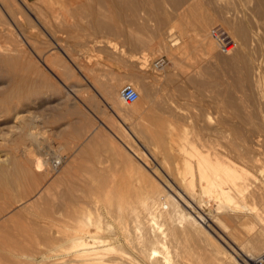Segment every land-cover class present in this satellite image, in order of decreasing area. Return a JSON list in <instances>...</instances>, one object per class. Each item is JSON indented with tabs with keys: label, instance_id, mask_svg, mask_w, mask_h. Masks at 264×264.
<instances>
[{
	"label": "rangeland",
	"instance_id": "1",
	"mask_svg": "<svg viewBox=\"0 0 264 264\" xmlns=\"http://www.w3.org/2000/svg\"><path fill=\"white\" fill-rule=\"evenodd\" d=\"M112 1L115 5L120 3L118 6L116 5L117 7L120 6L119 8H121V5L124 3H122L121 0ZM163 1L164 0H160L159 2L161 3L162 7L164 6L165 8L168 6L166 4L169 1L167 3L166 1ZM222 1L223 0H221V2ZM14 2L17 4L19 3L16 0H14ZM26 2L31 6V13L28 12L23 4V6L21 4V6L18 5L19 8L15 10L18 12L13 11L14 16L13 14L12 16L15 19V14H17L16 18L17 20L19 19V23H16L15 20H12L13 17L10 15L12 12L10 10L7 11L8 8L5 10L0 5V14L2 13L1 15H3V17L1 18H4V20H2L6 25L3 26L4 23L2 25L0 22V30L4 28L2 30L3 32L0 31V183L2 182L0 184V187H6L3 189L6 190L5 193L9 197H3L0 195V220H3V218L6 216L4 218L6 219V222L7 217H9L10 226H14L13 224H25L26 222L32 221L33 219L30 220V218H34L33 215L35 214L36 208H43L49 205L54 200V197L56 196V193L59 192V190L61 191L66 189H75V191L78 190L75 192L76 194L80 195L79 193H81L80 197H82L86 193L87 195L85 194L81 198L83 202H85L84 205H88L89 209L92 208L94 210L95 208H97L98 210H100V202H91L90 199L87 198V196H90V192L94 191V196H97L98 199L101 200L102 197L105 198L104 193H106L107 190L109 192H116L120 190L122 191L123 188L124 190H128L126 188H129V190L131 188L133 190H137V187H133L131 185L128 186L130 183H133L135 179L139 181H141V179L143 181L145 178L153 180L152 176L154 175H152V173L148 174V172H145L143 170L142 172L145 173L143 174L141 173V171L139 173L138 170H135L140 168V165H137L138 162L136 160H132L131 162H129L127 157L124 156L123 158V156L120 155V153H122L123 151V148H121V146H118L121 150L117 149V151L119 150V152L116 155H112L111 147H109V144L108 146L104 147L100 142H97V137H99L102 142L109 143V141L114 138V135H110L111 131L119 138L122 137L123 139H128L127 132H129V128L135 129L139 127V122H137L139 120L137 118H134L131 115L132 113H130V111H125L124 109H122V107L115 100L117 99V89H120L125 84L132 83L133 87H145L148 93L144 90L145 92L144 97L141 101V105L144 112L146 109V112L149 113L154 99V92L156 91L157 93L156 99L159 100V102H162L165 99L164 94L166 93V91L172 88V84H170V81L167 80V77H169L170 73H172L171 80L173 82H178V84L180 83L182 86V72H186L187 75L194 74V72L195 74H197L200 69L197 67H201L200 65L205 66L206 63H209L208 61H201L202 54L199 55L201 51L200 49L197 50L200 45V43L198 42L202 40L201 36H199L200 33L198 31H195V34H193L195 36L197 32L199 33L198 36L196 35L195 37V39L197 38L195 43L191 42L188 36L182 38L179 33V29L176 26L178 25V23L176 22L177 18H173L172 16H168L170 19L167 17L166 19L164 18V24L162 23L160 27V25L157 23V18L150 12V10H152V0H143V5L138 10V12H136V14H133L127 8V10H125L123 4V11L121 15L119 14L120 17L119 15L118 17L120 24H129L132 30L135 31V34H137L141 38L144 37L143 39L145 40V42L148 38L147 40L149 42L147 43L150 44L151 39H153L152 43L150 44L151 46L154 43H158V45L156 44V46L153 48H151L149 44L147 45L148 47H133L131 44L127 43L122 32L107 31L101 26H95V24L93 23V19L96 18V15L94 14L93 10H95L97 0H26ZM227 2L228 4H226ZM227 2L226 0H224L223 3H221L223 4L221 5V7H223L224 10L228 11L227 13L229 14V16H226L227 13L223 14L222 16H226L224 17V19L230 22L233 21L244 24L245 30L247 29L251 40L245 47L244 42H242V40L240 39V34L237 36L238 32H235L234 29L226 30L224 27L219 28L223 31L226 30L225 32H228L227 35L229 39L232 40L234 44L233 49L235 48V51H242L240 52L241 54L248 56V60L250 61V63L248 62V64H250L251 67L249 65L244 66L243 64H240L238 69L233 66V64L229 60L226 62L222 60L221 62L223 63H221L219 60L221 58L218 59L216 55L222 56V52L218 50V48L216 47V43L213 41L216 47L214 51L216 55H206V57H209L208 59H212V61H210L209 63L211 65H206V67L210 68V71L208 74H206V77H208L209 79L210 77L212 79L214 78L213 80H210L217 82L218 86L216 87V91L219 89L218 91H220L219 93L223 97L226 96V94H230V96L227 98L232 100L234 104L235 102H237L236 99H238L239 93L242 97L245 96L247 108L248 105H250L248 111L250 109V112L255 114L253 120L258 124L257 126L259 130H261L258 131L259 134H256L254 138L255 141H260V145H258V148L260 147V159L258 162H256L254 168H249L251 174H248V176L250 177V180H253L255 182L259 181L258 183L264 184V67H262L264 66V17L262 16L260 18L261 14L258 15V12H255L251 14V19H245L246 8L244 7L246 3L244 2V0H227ZM242 3L244 4L242 5ZM252 3L254 7L255 1H251L250 7H252ZM88 5L89 7H87ZM231 5H233L234 7H230ZM20 7L23 10H19L21 9ZM233 8L234 10L232 11ZM238 8L241 9L240 11L242 13L238 11ZM229 12H231V14ZM237 12H239L242 17L237 16ZM232 14H234V16L236 17L232 16ZM109 16L111 17V15ZM34 17H38L40 19L39 22H37ZM99 18L103 19L104 16L102 15ZM122 21L123 23H121ZM217 21L218 20L216 19V21H214L215 23H211L210 25L213 26L214 24L215 26L216 24H219ZM132 26L135 28H133ZM170 26H174L171 31V37H174L178 41H180V44H178L176 48L170 47L171 42L169 38L171 39V37H169V34H165L166 32L169 33L170 29L168 28H170ZM98 27L101 28L99 29ZM188 28L189 32L190 27ZM209 29L210 26L208 27L207 32H209ZM233 31L236 35L233 34ZM50 35L53 37V39L50 38ZM181 38L184 39L183 41L186 44H190L184 45L188 48H181ZM209 39L211 38L209 37ZM239 43L243 44V48L242 44L240 45ZM194 45L198 46L197 49H195L196 47L194 48ZM238 45L240 49H238ZM157 46L161 48H157ZM163 46H165L166 48ZM63 48L67 49V51L69 50L70 53H67L68 56L63 53ZM186 48L188 49V51ZM229 49L227 53L230 52L231 49ZM168 50L176 55L174 56L177 59L176 65L173 63V60L171 59V53ZM196 50L197 52L194 53V51ZM141 52L147 54V57L150 56L149 59H147L145 62H143V60H141V56H139L140 54H143ZM192 52L195 54V56ZM217 52L219 54H217ZM227 53H225L226 55L223 53V56H227ZM12 54L13 56L16 55L15 57H18V62L16 64L8 61ZM259 54L262 55L260 56ZM41 56H45L46 58L50 59L48 63L46 62L47 67L44 66V64L40 61V59H43V57L41 58ZM49 56H51V58ZM213 56L216 57L213 58ZM158 58H162L164 61V69L160 71H158L157 67L155 66V61ZM72 61H76V63L81 66V72H78L76 70ZM218 61L220 63H218ZM227 62H230L229 68H232L233 71H231H235L236 74H232V72L229 71L230 69L228 70ZM142 64L143 66H140ZM240 66H243L241 67V70ZM196 68L198 70H196ZM20 70L23 73L19 72ZM245 73H248V75L252 77H249L252 87L249 88L246 84L244 86V89L242 90L243 92L241 93V90L236 85L237 79L234 78H237L238 74ZM232 77L234 80H232ZM18 78L20 79L18 80ZM153 79L156 80L154 81ZM140 84L142 85L140 86ZM231 84L234 87H232ZM173 86L175 85L173 84ZM183 86L187 92L184 91V97L182 95H179L177 97L178 100L176 99V102L180 103L178 104L180 107H177L180 109H177L175 114V116H177L176 127L178 130L176 131V140H179V142L184 141L186 143V140L191 139L192 144L197 149H203V147L201 146L202 143L204 142L205 144L209 137L210 140L213 139L211 135H209L208 138H205L206 136L204 130V126L206 124V120L204 119L208 118L210 120V118H212L213 120L214 118H216L217 114L215 108H213V103H209V101L213 98V93L211 89H206V91L203 92L196 90L195 92V90L192 89L196 88L190 87V85L185 84H183ZM187 89H190L189 92L192 91L191 94H189ZM229 90L231 92H229ZM259 90H261L262 92ZM252 91H254L253 93L256 94H254L256 100L261 98L258 101L254 99L255 104L252 103V99H250L248 96V93H252ZM192 93H197L198 96L200 95L202 99H205V102L203 101L204 103H202V99L200 100V98L196 94V97L193 99L192 95L194 96V94ZM202 93L206 95H202ZM206 96L209 97V100ZM249 100L252 105L254 104V107H251L252 105ZM108 102H111L113 104L112 110L107 106ZM258 102L261 104H259ZM133 104L134 102L131 103V105ZM197 105H200L201 107L199 106V108H202L203 110L199 109ZM182 109H185L187 112L189 111L188 113L190 114L192 112L195 119L191 117L192 114L189 115V117L187 112ZM202 111L205 112H203L205 117H203ZM207 114H209V117H212L209 118ZM179 115L181 117H179ZM195 116L199 117L200 120ZM186 119L192 120L191 122L193 123V125H191L192 123L189 122L190 120H187V122ZM209 120L207 121L209 122ZM212 120H210V124L212 123ZM195 123L198 124L196 125ZM186 125L187 127H185ZM192 128L194 130H192ZM202 128L204 132L201 130ZM198 129L203 134H199L200 132L197 134L196 130ZM179 131H182L181 134L179 133ZM190 131H194L195 133H190ZM187 134L189 135L188 139L186 138ZM193 134L195 135L194 137ZM202 135L205 136L203 139L201 138ZM141 136L142 137L140 138L144 139V136ZM178 136L180 137V139ZM196 136L200 137L197 138ZM200 139H202L203 142L202 140L200 141ZM204 139L206 140L204 141ZM187 142L191 141L189 140ZM198 142L201 147L197 145ZM194 143H196V145ZM150 144L151 142H147L146 146L149 145L148 148H150ZM186 146L188 147L189 145L186 144ZM148 148L142 147L141 149L143 153H145V155L143 154L144 161H146V164H148L149 166L151 165L152 167L155 166V162L148 154L146 150ZM157 154V158L158 160H160L161 154ZM38 157L44 162V170H36V159ZM176 157L179 158V156ZM54 159L60 160L59 166L55 169L52 166V161ZM236 160L237 158L233 157V161L235 162ZM238 161L235 162L237 165L238 163L242 162V160L239 162ZM132 162H135L134 164L136 166H131V164H133ZM242 164L243 162L239 165L241 166ZM137 166L139 167L137 168ZM131 167L133 168V170H135V172L132 171ZM139 170L142 169L140 168ZM30 171L35 173L32 174V176L38 175V177H36L37 182H33L31 180L32 178L28 177L31 176V174L28 175ZM134 174H137L135 175L136 177L134 176ZM139 175L143 178H141ZM170 177L169 180L173 181V177ZM119 183H121V186H119ZM248 187L250 186L248 185ZM37 190L40 191V194L38 196L35 195L31 198L33 199L32 203L27 204V202H25L26 205L25 203H22V205L24 204V207L19 205L22 201H25L27 198H30L32 195H34ZM96 192L97 195H95ZM87 201H89L90 204ZM86 202L88 204H86ZM252 202L253 201L250 200L247 201L246 204L249 206V208L255 206L254 208H252L253 211L258 213L259 216L261 215L262 218L260 217L259 219H255L254 222L253 220H248L245 226L243 224H239L238 222H236L238 223V226L236 225V223L225 224V226H221V230L224 229L222 230L224 234L228 235L230 230L233 228L234 229L231 231H234V233H239L237 234V236L235 235L237 239H233L231 237L230 238L233 241L238 240L237 243L240 242L245 252L253 245V236L262 234V236L264 237V206H260L258 203ZM207 203L208 204H206V206L208 207L201 206L202 208L198 209V211L207 214L206 212H208L209 209H214L212 201ZM209 206H212L213 208H210ZM2 207L5 209H3ZM4 210H6V212H4ZM24 211L27 212L25 213ZM1 212H4L6 214H2ZM203 216L205 217L206 215ZM10 217H12V219ZM8 223L5 225L7 226ZM6 226H1L3 227L0 229L1 234L2 232H5V228H7V230L9 229ZM235 227L237 229H235ZM235 230L239 232H235ZM186 251V255L192 254L190 250L186 249ZM47 255H51V252H49V254ZM203 260L206 264L209 263L206 262L208 261L206 258H204ZM203 260H201V262L202 264H205L203 263ZM236 260L241 263L242 259L238 256L236 257ZM259 260H262L264 264V248L255 253L253 264H258ZM39 261H41V263L43 262L42 264H50L49 261L53 262L51 264H57V259L52 256H48L43 260L38 259L37 264H41ZM195 261L198 262V259L194 258L192 264H197V262ZM201 262H199L198 264H201Z\"/></svg>",
	"mask_w": 264,
	"mask_h": 264
},
{
	"label": "bare ground",
	"instance_id": "2",
	"mask_svg": "<svg viewBox=\"0 0 264 264\" xmlns=\"http://www.w3.org/2000/svg\"><path fill=\"white\" fill-rule=\"evenodd\" d=\"M16 1L19 3L18 4L15 3L14 0H0V5L2 6L3 9L6 10L8 8L7 11L10 10L12 12L10 14L11 16L14 13L13 11L19 8V6H21L22 4L28 10V12L30 13L32 12L30 8L31 6L29 5V3L26 2V0H23L24 2L22 0H16ZM121 1L122 3L124 2L123 4L125 10L128 9L133 14L134 13L136 14V12H138V10L143 5V0H121ZM159 1L160 0H152V6H151L152 10H150V12L157 18L158 22L157 21L156 22L160 25V27L162 23L164 24L165 21L164 18L166 19V17L169 18L168 16L170 17L172 16L173 18H177L176 22L178 23V25L176 26L179 29V33L182 38L188 36L190 38V41L195 43L197 39V38L195 39V37L196 35L198 36V34L200 33L199 36H201L202 40L201 39H200L201 41L198 40L200 41L198 42L200 43L199 48L197 49L198 46L196 45H194V48L196 47L195 49L197 50L200 49L201 52L199 53V55L202 54L201 61H205V62L208 61L210 63L212 59L211 60L208 59L209 57H206V55L215 54L214 51L217 47V46L215 47L214 45L215 43L213 42V40L209 39L208 37L207 29L209 26L210 28L224 27L226 30L234 29L235 32H238L237 36L240 34L241 36L240 39L242 40V42H244L245 47L251 40V37L249 36L247 29L245 30L244 24H241L240 22H233L232 20L235 19H232L231 20L232 22L224 19V17L229 16V14L227 13L228 11L224 10L223 7H221V5H223L221 3H223L224 0L222 2L221 0H164L166 1V3L169 1L168 2L169 4L168 3L166 4L168 6L165 8L164 6L162 7ZM251 1L252 0H244V2L246 3L244 7L246 8L245 19L246 18L251 19L250 17L251 14L255 12H258V15L261 14L260 18L262 16L264 17V0H254L255 1L254 7H253V3H252V7H250ZM119 4L116 5L118 6ZM123 4L121 5V8H119L120 6L117 7L112 0H97L95 10H93L94 14L96 15V18L93 19V23L95 24V26H101L107 31L122 32L125 36L127 43L131 44L133 47L147 46L149 44L147 43L149 42L147 40L148 38L147 39L145 38L146 39L145 42L143 36H142L143 38H141L140 36L135 34V31L132 30L129 24L123 23L124 20L121 22L123 24H120L119 17L123 11L122 9ZM226 4H228V2ZM243 4L244 3H242V5ZM232 6L233 5H231L230 7ZM87 7H89V5ZM19 10H23V9L21 8ZM233 10L234 8L232 9V11ZM240 10L241 9H239L238 11L241 12ZM239 12H237L238 15L237 14L236 15L242 17V15H240ZM225 13H227L228 15L226 14V16H222ZM229 13L231 14V12ZM1 14H0V22L3 25L4 18H1L3 17V15ZM16 15L17 14H15V19H14L13 17L14 14H13L12 20H15L17 23L19 19L17 20ZM102 15L104 16V18L100 19L99 17ZM109 15H111V17ZM232 16H234V14H232ZM34 18L37 22H39L40 19L38 17H37L38 19L36 17ZM216 19L218 20L217 22L219 24H216L215 26L213 24V26H211L210 24L215 23L214 21H216ZM3 26H6L5 23ZM174 26H170V28H168L170 29L169 33L167 32L165 33V34H169V37H171V31ZM187 26L190 27L189 32H188L189 28ZM195 31H198L199 33L197 32V34L194 36L193 34H195ZM235 32L233 33L234 35H236ZM227 33L228 32H226V34ZM50 38L53 39L51 35ZM182 38H181V48L185 49V47L187 46L184 45H190V44H186L183 41L184 39ZM169 40L171 42L170 44L171 46L169 45L171 48L172 47L176 48V46L180 44V41H178L174 37L173 38L171 37V39L169 38ZM152 41L153 39H151L150 44L152 43ZM156 44L158 45V43H154L152 46L150 45V47L153 48L156 46ZM158 47L159 46H157V48ZM242 48H243V44H242ZM63 49L64 50L62 51L64 54L67 55V53H70L69 50L67 51V49L65 48ZM230 49H229L230 52L227 53L228 54L227 56H225L226 55L225 53L224 56L223 53L221 54L222 56H218L215 54L218 59L221 58L219 59L220 62L222 60L224 62L229 60L236 68H238L240 64H243L244 66L249 65L251 67V65L248 64V62L250 63V61L248 60L247 55L241 54L240 52L242 51L239 50L235 51L234 50L235 48L233 49V47ZM238 49H240L239 45H238ZM197 50L194 51V53L197 52ZM218 52L217 54L220 53ZM141 53L143 54L142 55L140 54L139 56H141V60H143V62L149 59L150 56L147 57L148 56L147 54H145L144 52ZM170 53H171V59L173 60V63L176 65L177 59L174 57L176 55L173 54L171 51ZM15 56H13L12 54V56L8 61H10L13 64L14 63L16 64L18 62V57ZM42 57L43 56H41V58ZM49 57L51 58V56ZM215 57L213 56V58ZM49 60L50 59L46 58L45 56L43 57V59H40V61L46 67H47L46 62L48 63ZM220 62L218 61V63ZM72 63L76 68V70L78 72H81L82 70L81 66L77 64L76 61L75 62L72 61ZM209 63H206V65H208ZM229 63H228V70L230 69L229 71H231L232 68H229L230 67ZM206 65L205 66L200 65L201 67H197L200 68L198 72L196 71L197 74H195L194 72V74L190 73L191 75L188 74L189 75L188 76L186 72H182L183 75L182 77L183 81H181L182 86L180 83L178 84V82H173L171 80L172 73L169 72L170 75L169 77H167V80H169L170 84H172V88L166 91V93L164 94L165 99L162 102H159V100L156 99L157 93L153 89L155 91L153 94L154 99L152 102V106L149 110V113L146 112V109L144 112L141 105V101L144 97V92L145 91L147 92V89L145 87L142 86L141 88L140 87L137 88V86H134L136 87L134 88L132 86L133 83L129 84L137 92V98L133 101L134 102L133 105H131V103L133 102L131 103L122 102L119 98L120 89H117L118 90L116 92L117 99L115 100L122 107V109H124L125 111H130V113H132L131 115L139 120L137 121L139 122L138 125L139 127L135 129L129 128V132L126 131L128 134V139H123L122 137L119 138L111 131L110 135H114V138H112V140L110 141L108 140L109 143L102 142L99 137H97L98 138L97 142H100L104 147L108 146L109 144L110 145L109 147H111L112 155H116L119 152V150H121L119 149L118 146H121V148H123V151L122 153H120V155L123 156V158L124 156L127 157L129 162H131L132 160H136L138 162L137 165L139 164L142 170H139L140 169L138 168L139 166H137L138 169L135 170H138L139 173L140 171L141 173H143L142 172L143 170L145 172H148V174L152 173V175H154L152 176L153 180L146 178L143 181L142 179L141 181L135 179L134 182L131 180L133 183L127 185L137 187L136 188L137 190H133L132 188H131L132 190L131 189L129 190V188H126L128 190H124L123 187H121L123 188L122 191L120 190L116 192H109L107 190V192L104 193L105 198L102 197L101 199V195H100L101 200H99L97 196H94V191L90 192V196L89 197L87 196V198H89L91 202H100L101 203L100 210H98L97 208H95L94 210L92 208L89 209L88 205H84L85 202H83L81 198L86 193L85 194L83 193L84 195L80 197L81 193H79L80 195L75 193L78 190L75 191V189L74 190L66 189L61 191L59 190V192L56 193L54 200L49 205L47 206L44 205L45 207L43 208L40 206L41 208H36V210L34 209L35 210V214L33 215L34 218L31 217L30 220L32 219L33 220L30 222H26L25 224L22 223L18 225L13 224L14 226H10L9 217H7L6 222L9 223L6 226L5 224L7 223L5 222L6 219H4L6 217L5 216L3 220H0V229L3 228L1 226H6L9 229L7 230V228H5L7 231L5 230V232L4 233L2 232V234L0 233V264H37L38 259L43 260L48 256H52L55 259H57V264H192L194 258L198 259V262L195 261L197 262V264L201 262V260H203L204 258L208 260L206 261L209 262L207 264H253L255 253L259 252L261 249L264 248V237L262 236V234L261 235L255 234L256 236L252 237L253 245L251 246V248L248 249L249 251L246 249L247 251L245 252L240 242L237 243L238 240L233 241L231 239V238L237 239L236 236L239 233H234V231H231L234 229L233 228L230 230L228 235L224 234V232L222 231L224 229L221 230L222 228L221 226H225V224H235L236 222H238L239 224H243L245 226L248 220H253L254 222L255 219H259L261 217V215L259 216L258 213L253 211L252 208H254L255 206L249 208V206L246 204L247 201L251 200L254 203H258L260 206L261 205L264 206V184L258 183L259 181L255 182L253 180H250L249 179L250 177L248 176V174H251L249 168L251 167L254 168L256 162H258L260 159V151H259L260 147L258 148V145H260L259 144L260 141L259 142L255 141L254 138L256 134H259L258 131L261 130H259L257 126L258 124L255 123L253 120L255 114L250 112V109L248 111L250 105H248L247 108L245 96L242 97L239 93L240 96L239 97L236 94L238 96V99L235 98L237 101L235 102V104L232 100L227 98L230 96V94H226V96L224 97L221 96V94L219 93L220 91H218L219 89L216 91L217 89L216 87L218 86L217 82L212 81L214 78L212 79L210 77V79H212L210 80L208 77H206V74H208L210 71V68L206 67ZM210 65L211 64H209L208 66ZM140 66H143V64ZM155 66L157 67L158 71L164 69L163 65L160 66L155 65ZM241 67L243 66H240V70ZM197 68L196 70H198ZM19 72H21V70ZM234 72H232V74H236V72L235 73ZM233 77L232 80L237 79L236 85L241 90V93L243 92L242 90L244 89V86L246 84L249 88L252 87V84L249 79L250 76L248 75V73L238 74L237 78L234 79ZM19 79L20 78H18V80ZM153 80L155 81L156 79ZM173 84L175 86H173ZM183 84L190 85V87L196 88V89H192L195 90V92L196 90L203 92L206 91V89H211L213 93L212 96L213 98L212 100L209 101V103L211 102L213 103V108H215L217 112L216 118H214L213 121L212 118H210L212 116L209 117V114H207L210 120H212V123L211 124L209 123L210 120L208 118L204 119L206 120V124L204 126L206 137L203 135H202L203 137L201 136V138L203 139L204 137L208 138L209 135H211L213 139L210 140L209 137L208 138L209 141L207 139L205 144L203 140L200 139V141L202 140L203 142L201 145L203 149H197L192 144L191 139H189L191 142H187L189 140H186V143L184 141L179 142V140L178 141L176 140L177 138L176 131L178 130L176 127L177 116H175V114H176V110L180 109L177 108L179 106L178 104L180 103H177L176 99L178 100L177 97L179 95L183 96V94L187 92L184 89ZM141 85L142 84H140V86ZM232 87L234 86L232 85ZM190 89H187L188 92L190 91ZM254 91H252V93H248L249 95L247 94L249 98L252 99L251 100L253 101L252 103L255 102L254 99L256 98L254 96L255 93H253ZM191 92H189V94H191ZM229 92L231 91L229 90ZM192 94H194V96L192 95L194 99L197 93H192ZM203 94L204 93H202V95ZM198 97L200 98V100L202 99L200 95ZM207 98L209 100V97ZM257 98H258V94H257ZM203 101L205 102L204 98L202 99L201 102L204 103ZM253 105L251 107H254ZM107 106L111 110L113 109V104L111 102H108ZM197 106L199 108L200 105ZM199 109L203 110L202 108ZM182 110L186 111L185 109ZM188 112H187L188 116L192 114L191 117L195 119L193 117L194 116L193 113L191 111H190L191 114ZM203 112L204 111H202V113ZM204 113L202 114L203 117H205ZM188 116H184V117H188ZM179 117L181 116L179 115ZM197 118L199 119V117ZM187 120L190 119H186V121ZM207 120H209V122ZM191 121L192 120H190L189 122ZM195 124L197 125L198 123ZM191 125H193V123ZM185 127H187V125ZM192 130L194 129L192 128ZM198 130H196L197 134L200 132V130L199 131ZM201 130L203 131V128ZM181 132L182 131H179L180 134ZM190 133H195V132L190 131ZM199 134H203V133L200 132ZM141 135L144 136V139L140 138L142 137ZM188 136L189 135L187 134L186 136L187 139ZM194 136L195 135L193 134V137ZM196 137L199 138L200 136H196ZM205 140L206 139H204V141ZM147 142H151L150 148H148L149 145L146 146ZM186 144H188L189 146L187 147ZM194 144L196 145V143ZM197 145L200 146L199 142ZM141 146L144 148H148L146 150L148 154L151 156V159L154 160L155 166L151 167V165L149 166L148 164H146V161H144V157H143L145 153H143ZM117 149L119 150L117 151ZM157 153L161 154L160 160H158L157 158L158 155ZM176 156H179V158H177ZM233 157L237 158L236 161H238V159L239 161L242 160L243 164L240 166L239 164L242 163L240 162L237 165L235 163L236 161L235 162L233 161ZM132 163L133 164H131V166L135 165L134 164L135 162ZM131 169L132 171L135 172V170H133L132 167ZM36 170L38 171L44 170V162L39 157L36 159ZM30 174L31 176L28 177H31L32 179L31 178L30 179L33 182H37L36 177H38V175L32 176V174L35 173L31 171L29 172L28 175ZM137 174H134V176ZM170 176L173 177L172 178L173 181L169 180ZM248 185L250 187H248ZM119 186H121V183H119ZM3 188L0 189V195L5 197L7 196L5 193L6 190H4ZM39 194L40 191L37 190L34 195H32L30 198H27L25 201H22L19 205L23 206L24 204L22 205V203L25 202H27V204L32 203L33 199L31 198L34 197L35 195L38 196ZM95 195H97V192L95 193ZM210 201L213 202L214 209H209L208 212H206L207 214L198 211V209L202 208L201 206H206V204H208L207 202ZM87 202L86 204H88ZM4 212H6V210H4ZM203 215L206 216L204 217ZM12 217L10 218L12 219ZM238 223H236V225ZM235 229L237 228L235 227ZM235 232H239V231L235 230ZM186 249L190 250L192 254L186 255L185 254ZM49 252H51V255H47L49 254ZM238 256L241 257L242 259L241 263L236 260V257ZM39 262L41 263V261ZM49 263L51 264L53 262L49 261ZM203 263H205V261ZM258 264H263V261L259 260Z\"/></svg>",
	"mask_w": 264,
	"mask_h": 264
},
{
	"label": "built area",
	"instance_id": "3",
	"mask_svg": "<svg viewBox=\"0 0 264 264\" xmlns=\"http://www.w3.org/2000/svg\"><path fill=\"white\" fill-rule=\"evenodd\" d=\"M209 37L216 43L218 50L222 53H227L229 48L234 46L232 40L229 39L225 31L219 27H212L209 29ZM163 59L158 58L155 61V65H163ZM119 98L124 103H131L137 98L136 90L129 84L123 85L119 90ZM60 164V160H53V168H57Z\"/></svg>",
	"mask_w": 264,
	"mask_h": 264
}]
</instances>
